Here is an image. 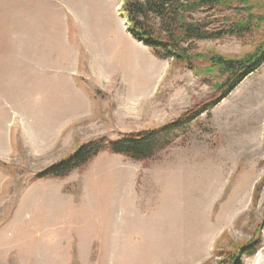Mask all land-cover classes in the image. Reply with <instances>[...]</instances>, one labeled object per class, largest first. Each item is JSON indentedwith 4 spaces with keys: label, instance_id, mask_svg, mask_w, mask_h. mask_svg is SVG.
Here are the masks:
<instances>
[{
    "label": "rangeland",
    "instance_id": "374dc122",
    "mask_svg": "<svg viewBox=\"0 0 264 264\" xmlns=\"http://www.w3.org/2000/svg\"><path fill=\"white\" fill-rule=\"evenodd\" d=\"M244 2L250 31L198 41L195 72L134 39L123 0H0V264H232L253 243L241 264H264V0L219 19ZM214 53L256 67L228 87ZM152 130L150 158L39 176Z\"/></svg>",
    "mask_w": 264,
    "mask_h": 264
},
{
    "label": "trees",
    "instance_id": "16d2710c",
    "mask_svg": "<svg viewBox=\"0 0 264 264\" xmlns=\"http://www.w3.org/2000/svg\"><path fill=\"white\" fill-rule=\"evenodd\" d=\"M253 7L255 4L244 2V5L236 9L238 18L223 23H220L219 19L225 17H219L221 11L236 8L231 5V0H123L122 11L134 39L146 44L156 56L182 62L195 71L193 60L196 43L200 40L220 38L225 34L238 35L250 31L248 24L252 20L253 11H247ZM243 12H247V17L241 15ZM214 23H217V26L212 27ZM201 56L209 62L208 71L218 73L214 75V79L223 75L230 78L237 76L228 87L256 67V63L251 67L247 64L250 56L232 58L216 53ZM263 59L264 56L257 61ZM230 80L228 79V82ZM222 85L224 84L220 83L219 87ZM167 133L159 130L121 133L118 138L107 142L99 139L82 143L69 158L52 165L39 176H65L103 149H109L132 160L150 158L167 144ZM256 245L257 243H253L250 247L242 249L240 254L235 253L232 264H241L240 256L253 254L257 249Z\"/></svg>",
    "mask_w": 264,
    "mask_h": 264
}]
</instances>
